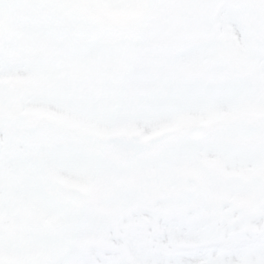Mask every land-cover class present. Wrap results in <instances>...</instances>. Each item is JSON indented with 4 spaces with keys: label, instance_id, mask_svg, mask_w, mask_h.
<instances>
[{
    "label": "snow or ice",
    "instance_id": "obj_1",
    "mask_svg": "<svg viewBox=\"0 0 264 264\" xmlns=\"http://www.w3.org/2000/svg\"><path fill=\"white\" fill-rule=\"evenodd\" d=\"M0 264H264V0H0Z\"/></svg>",
    "mask_w": 264,
    "mask_h": 264
}]
</instances>
